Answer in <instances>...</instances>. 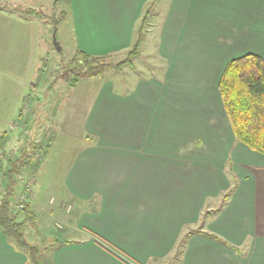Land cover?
Instances as JSON below:
<instances>
[{"label":"crops","instance_id":"0c3cea01","mask_svg":"<svg viewBox=\"0 0 264 264\" xmlns=\"http://www.w3.org/2000/svg\"><path fill=\"white\" fill-rule=\"evenodd\" d=\"M71 1L78 47L96 55L131 46L148 2ZM187 2V23L197 37L191 49L178 47L171 56L175 63L166 85L151 83L130 98L113 93L112 84L104 86L109 95L99 98L90 116L96 143L76 155L66 181L76 203L98 195V209L82 212L74 225L81 239L50 249L52 264H155L174 253L192 229L215 233L226 243L191 234L176 264H264V154L235 141L218 89L211 87L229 60L248 53L244 50L264 59V0ZM251 15L253 35L240 34V43L231 46L211 44V36L224 32L221 17L240 29ZM177 39L184 38H172ZM177 55L190 58L189 69L178 67ZM180 78H187L192 91ZM202 106L222 108L228 129L215 113L216 134ZM195 135L202 138L201 149L199 140L184 144ZM232 187L213 211L210 199L222 200ZM205 215L211 217L198 226ZM0 264H28L27 254L1 230Z\"/></svg>","mask_w":264,"mask_h":264},{"label":"rangeland","instance_id":"374dc122","mask_svg":"<svg viewBox=\"0 0 264 264\" xmlns=\"http://www.w3.org/2000/svg\"><path fill=\"white\" fill-rule=\"evenodd\" d=\"M247 1L250 4V0ZM21 4L43 13L32 16L14 8ZM187 9V0L157 1L139 55L133 59L135 68L126 65L102 75L77 76L68 69L71 58L79 49L71 0H0V133L7 131L10 134L6 151L15 154L20 149H26L32 156V164L36 166V170L30 168L22 175L13 198L16 207L20 193L26 192L36 212L37 217L25 227V237L30 243L41 249L53 244V231L61 239L79 240L84 236L76 228L82 212L90 207L85 200L79 203L68 201L71 193L66 181L76 155L96 143V132L93 126L90 127L95 104L99 98L106 99L109 95L108 90L103 92L108 84H112L113 93L128 98L137 95L140 88L148 87L151 83L166 85V81L170 80L169 70L175 63V57L171 56L176 54L178 47L186 51L191 49L190 41L197 37L187 23L190 20L186 16V12L190 11ZM61 14L64 16L56 26L54 21ZM252 19L253 16L238 29L237 25L221 17L218 23L224 32L211 36V44L231 46L240 43V34L253 35ZM54 30L60 49L53 41ZM238 30H241L240 33ZM173 36L184 39L172 40ZM198 39L206 42L199 35ZM127 50L123 48L110 53V60H123ZM188 58L178 59L176 56L178 67L181 66L184 71L190 68ZM202 60L201 65H206V60L205 63ZM181 74L185 76L187 73ZM189 74L192 75L188 73V77ZM220 75L212 80V89L217 87ZM75 77L78 81L74 83ZM186 79L180 78V84L184 81V88L192 91ZM200 110H205V122L214 127L216 134L220 130L215 113L220 114L225 130L228 129L229 122L226 117L223 118L222 108L207 110L202 106ZM229 136L232 138V132ZM198 140L201 149L204 144L200 135L187 139L184 144H194ZM235 141L238 143L239 140ZM49 143L51 149L47 157L37 164ZM0 159H4L1 149ZM30 178L33 182L25 190L26 181ZM2 180L0 172V190ZM207 204L217 211L222 200L215 197ZM23 216L21 212L20 218ZM72 217H75L74 222L69 220ZM210 217L205 215L198 226H203ZM51 253L48 250L44 254ZM169 257L155 264H176L177 260H170Z\"/></svg>","mask_w":264,"mask_h":264},{"label":"trees","instance_id":"16d2710c","mask_svg":"<svg viewBox=\"0 0 264 264\" xmlns=\"http://www.w3.org/2000/svg\"><path fill=\"white\" fill-rule=\"evenodd\" d=\"M157 1L148 0L146 3L140 20L136 24L135 38L123 60L112 62L110 54H89L79 48L71 58L68 69L72 70L77 76H97L111 69H122L126 65L135 68L133 59L139 55L145 39L147 25ZM14 8L32 16H40L43 13L33 7H24L22 4ZM63 16L61 14L55 19L54 24L56 26ZM77 81L78 78L75 77L74 83ZM217 89L234 137L252 150L264 154V59L259 54L248 52L229 60L217 83ZM9 139V132L3 131L0 133V149L4 154V159H0V172L3 179L0 190V230L9 242L27 254L28 264H52L51 256L45 255V251L47 252L50 249L74 240L61 239L53 231L54 234L52 232L51 234L55 242L41 249L26 239V224L37 217L36 212L29 202V195H27L24 207L19 210H16L13 204V198L22 175L30 168L36 170V166L32 164V158H30L31 155L28 150L20 149L15 154L6 151L5 147ZM50 149L51 144L49 143L45 151L40 155L42 159L37 164L47 157ZM232 191L233 187L225 192L222 197V203L228 200ZM68 201L72 203L76 202L75 198L71 195ZM98 205V195H95L88 201V206L94 211L98 209ZM20 211L24 215L23 218H20ZM58 227H62V225H58ZM194 233H199L226 243L215 233L200 229L188 230L178 241L175 252L170 260H178L185 249L187 238ZM228 245L235 247L230 244Z\"/></svg>","mask_w":264,"mask_h":264},{"label":"built area","instance_id":"2783aa9c","mask_svg":"<svg viewBox=\"0 0 264 264\" xmlns=\"http://www.w3.org/2000/svg\"><path fill=\"white\" fill-rule=\"evenodd\" d=\"M33 180L32 178L28 179L26 181V186H25V190L28 186H30L32 184ZM23 194L20 193V196H19V200H18V203L16 205V209H22L25 205V201L27 200V194L26 192H22Z\"/></svg>","mask_w":264,"mask_h":264},{"label":"water","instance_id":"95a60500","mask_svg":"<svg viewBox=\"0 0 264 264\" xmlns=\"http://www.w3.org/2000/svg\"><path fill=\"white\" fill-rule=\"evenodd\" d=\"M53 41H54V44L57 46V48L60 49V45L57 42V38H56V30H54L53 32Z\"/></svg>","mask_w":264,"mask_h":264}]
</instances>
